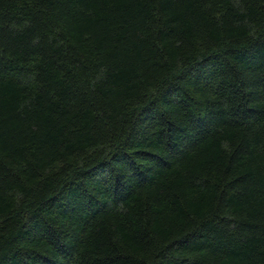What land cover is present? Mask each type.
I'll use <instances>...</instances> for the list:
<instances>
[{
	"label": "trees",
	"instance_id": "1",
	"mask_svg": "<svg viewBox=\"0 0 264 264\" xmlns=\"http://www.w3.org/2000/svg\"><path fill=\"white\" fill-rule=\"evenodd\" d=\"M0 264H264V0H0Z\"/></svg>",
	"mask_w": 264,
	"mask_h": 264
}]
</instances>
